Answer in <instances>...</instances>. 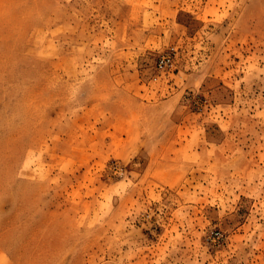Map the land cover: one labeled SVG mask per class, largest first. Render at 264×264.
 Returning a JSON list of instances; mask_svg holds the SVG:
<instances>
[{
    "label": "rangeland",
    "instance_id": "rangeland-1",
    "mask_svg": "<svg viewBox=\"0 0 264 264\" xmlns=\"http://www.w3.org/2000/svg\"><path fill=\"white\" fill-rule=\"evenodd\" d=\"M0 264H264V0H0Z\"/></svg>",
    "mask_w": 264,
    "mask_h": 264
},
{
    "label": "built area",
    "instance_id": "built-area-1",
    "mask_svg": "<svg viewBox=\"0 0 264 264\" xmlns=\"http://www.w3.org/2000/svg\"><path fill=\"white\" fill-rule=\"evenodd\" d=\"M168 61H169L168 58H163V59H161V61L159 62L158 68H159V69H162V68L166 65V63H167Z\"/></svg>",
    "mask_w": 264,
    "mask_h": 264
}]
</instances>
